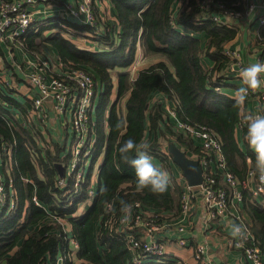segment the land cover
Returning a JSON list of instances; mask_svg holds the SVG:
<instances>
[{
	"label": "trees",
	"instance_id": "obj_1",
	"mask_svg": "<svg viewBox=\"0 0 264 264\" xmlns=\"http://www.w3.org/2000/svg\"><path fill=\"white\" fill-rule=\"evenodd\" d=\"M110 2L117 14L120 34L115 41L113 26L106 23L100 37L88 35L98 42V51L79 48L64 34L67 26L87 33L93 27L63 18H57L55 23H37L28 30L24 41L28 49L35 51H41L42 44H46L65 65L86 69L96 81L98 91L101 89L93 106L95 119L92 108L88 120L93 161L101 158L98 185L92 202L82 213L74 215L77 205L87 196L91 170L73 203L63 208L67 202L63 190L56 185L55 163L63 161L60 154L67 142L51 147L41 145L28 121L20 124L11 118V106L17 104L13 94H0V156L9 168L3 178L5 183L12 181L16 193V209L11 213L0 211V264H47L49 260L54 264L63 234L61 225L51 221L49 212L70 224V234L79 242L77 258L92 264H134L124 237L111 230L106 220L111 215H121L125 205L135 202L157 211L161 221L178 218L182 187L172 173V156L168 148L162 150L160 140L170 138L168 146L174 143L193 154H200L201 149L194 146L191 136L174 128L164 100L181 121L203 125L220 139L226 167L241 183V211L248 215L246 223L264 257V207L255 202L249 187L259 174L256 155L249 146L242 150L236 138L244 102L214 89L223 85L225 67L230 62L224 49L240 30L236 23L227 27L210 15L220 4L244 13L249 0H181L180 7L176 0ZM55 26L59 29L50 30ZM258 31L264 37V25ZM139 52L144 60L157 59L138 69L132 78L129 68ZM204 57L212 61L211 69L204 65ZM156 94L162 98L152 101ZM166 118L172 125L166 124ZM242 131L245 137L246 126ZM68 137L67 133L65 138ZM129 137L137 143H147L151 160L159 163L152 161L153 165L167 171L169 183L165 192L154 193L147 187L137 189L134 168L122 159L119 151ZM251 169L253 177H249ZM226 189L230 191L229 187ZM33 196L45 208L36 205Z\"/></svg>",
	"mask_w": 264,
	"mask_h": 264
},
{
	"label": "built area",
	"instance_id": "obj_2",
	"mask_svg": "<svg viewBox=\"0 0 264 264\" xmlns=\"http://www.w3.org/2000/svg\"><path fill=\"white\" fill-rule=\"evenodd\" d=\"M93 1L66 0L62 1L61 5L64 7L67 16L82 25L94 28L92 32L85 33L87 37L89 35L98 38L104 30V25L99 24L96 20V16L92 11ZM53 2L55 0H0V48H3V50H0V94H8L10 89L15 88L14 79L12 81L8 77L11 70L6 67V61H4V57L10 56L9 59L13 66L20 71L24 70L27 84L36 92L30 100V115H37L41 122H44L48 118V108H50L55 117L60 118L63 116V119L65 118L67 127L65 131L69 133V138L72 135L73 137L70 138L71 141L68 147H65V153L60 154L63 159L60 162L63 166V176L58 174L56 182V185L63 190V196L65 198L66 195L71 197L67 198V203L63 206L65 208L70 206L75 197L78 196L80 187L85 181L86 173L91 170L92 176L93 173L99 171L101 158L99 156L93 161V138L88 135V120L89 113L101 89L98 91L96 81L86 69L67 66L54 55V58L51 59V56L43 49L35 51L27 48L24 41L28 30L40 23L35 19L31 9L34 10L40 4L50 6ZM180 3L181 0H176L177 7H180ZM254 3L249 0L244 13L228 9L220 4L217 11L210 16L218 23L231 27L233 25L232 20H236L235 22L238 23L239 19L247 18L251 14L253 17L255 13L254 17L259 24L258 27H260L264 25V14L259 13L260 11L256 12V10L257 7H259V10H264V0H260L259 4ZM237 26L239 25L237 24ZM256 35L261 41H264V37L260 36L258 32ZM91 40V50L98 51V42L92 38ZM16 47L20 48L23 54L28 55L25 62L26 70L14 60V48ZM236 49L238 48L226 47L224 49V54L230 59L225 67V76L234 74L242 78L240 71L246 66L242 63L240 51ZM142 60L145 62L142 57L136 58L129 68L132 78L136 72V64ZM150 60H153V57ZM214 89L220 91V87L216 86ZM250 96L257 98V108L255 110H245L241 114L236 131H241L246 126L245 121L249 114L264 112V88L261 90L249 89L247 97ZM168 106L166 110L168 116L174 122V128L191 136L194 146L201 148L200 154L185 151L190 158L198 161L202 181L199 185L192 187L188 185L182 175L184 180L180 182L182 187L180 196L181 212L178 218L175 219V229L179 233L176 239L177 245L181 248L190 246L182 233L194 227V208L198 204V198L199 200L201 198L205 207L204 225L208 227L212 220L223 216L231 219L232 226L239 225L241 232L227 237L226 245L241 251L244 264H264L261 249L256 244L244 216L239 213V209H241V183L226 167L220 139L203 125H187L178 118L173 108ZM69 129L70 131H68ZM247 160L250 161L249 158ZM87 165L88 169L86 170ZM8 172L9 168L6 170V173ZM253 175L254 170L251 169L249 177H253ZM0 179V208L6 213H11L16 209L15 189H13L10 179L7 183L4 182L3 174H0ZM70 183L71 185H69ZM218 183H221L222 186ZM68 185L69 188H67ZM226 187H229V192ZM249 187L255 202L264 207V173L259 171L256 181H252ZM87 188V196L82 204L77 205L75 216L82 213L84 206L90 204L95 196L96 186L91 177ZM198 194L201 197H198ZM32 200L36 205L45 208L34 196ZM134 207H137L138 210L134 211ZM108 208H110L109 205ZM158 215L160 214L157 211L143 208L139 202H135L128 205L121 215L117 217L111 215L106 220V224L111 230L120 233L124 237L134 264H145L150 261L163 263L168 259L177 260L176 255L167 250L164 243L160 241L161 238L155 236L156 231L160 232L171 224L168 220H159ZM49 217L52 222L61 225L63 234V244L58 245L54 264H87L86 260L80 258V261L76 262L79 242L70 234V224L51 212H49ZM134 234L141 237L137 238ZM192 257L197 264H211L207 246L203 242H198L193 246Z\"/></svg>",
	"mask_w": 264,
	"mask_h": 264
},
{
	"label": "crops",
	"instance_id": "obj_3",
	"mask_svg": "<svg viewBox=\"0 0 264 264\" xmlns=\"http://www.w3.org/2000/svg\"><path fill=\"white\" fill-rule=\"evenodd\" d=\"M62 1L66 0H55V2H53L50 6L40 4L34 10L31 9V11H33L35 19L40 23H44L47 20L53 21V23H55V20H58L57 18H63L67 21L78 23V21L72 19L70 16H67V14H65L64 7H62L61 5ZM250 1L258 4L260 2V0ZM92 10L98 16L110 15V17L112 16L113 18V15H116V11L112 6L110 0H94L92 4ZM256 12L264 14V10H259V7H257ZM254 15L255 13L253 14V17L251 14L247 18L239 19L238 23L235 22L236 20H232L233 24L236 23L239 25L240 32L232 41L227 44L229 48H241V59L242 63L245 66H248L249 64L255 63L257 61H264V56H261L260 54H264V42L261 43L257 41L256 33H259V27L257 25L258 22L256 21ZM115 20H117V18H115ZM57 29H59V27L55 26L50 30L55 31ZM64 30L73 33L70 39L75 43L76 46H78L79 48L91 50L90 46L92 44V40L87 37V35L85 34L87 33L86 31L77 32L73 29L72 31L68 29V26L64 28ZM45 32H49V30ZM45 46L46 44L43 43L42 48ZM47 49L50 48L47 47ZM0 50H3V48H0ZM52 53L55 56V53L53 51ZM27 57L28 55L23 54L20 48H14V60L16 63L19 64V66H22L25 70V62ZM9 58L10 56L4 57V61H6V67L10 68L11 70V73L8 74V77L12 81L14 79L15 82V88L10 89V93L13 94V98L17 101V104H13L11 106V118L20 124L24 123L25 121H28V126H30L32 130L36 132L40 144L45 142V138L50 141L51 145L63 143L64 141L68 142L69 137L65 138L67 134V131L65 130L67 127L65 124V120H63V116L60 118L55 117L50 108H48V118L44 122H41L39 117H36V115H30V100L36 92L27 84L24 77V70L20 71L16 67H14L13 63ZM203 63L209 69H211V67L213 66L212 61L207 57H204ZM148 64L149 63H147V60H145V62L143 60L139 61L136 64V72L138 69L143 68ZM116 71H120V69H116ZM243 85L244 82L242 78L232 74L230 76H225L223 85L220 87V91L231 98H237V89L243 87ZM261 89L262 88L258 90ZM160 98L162 97L156 94L153 96L152 101ZM243 102L244 111L255 110L257 108L258 100L256 97H247ZM163 103L165 102L163 101ZM163 105L166 108L169 104L165 103ZM68 131H70V129ZM236 133V138L240 148L242 150H245L246 146L249 145L247 143V140L243 136V131H236ZM51 145L48 144V147H51ZM158 164L159 163L157 162V165ZM175 167L182 174L181 169L172 161L171 169L175 177H178L175 171ZM5 169H7V167L5 166L3 158L0 156V174H3L5 172ZM97 175L98 172L93 173L91 176V180L94 181L96 187L98 185ZM182 180H184V178H182ZM197 202L198 204H196L193 214L195 221L194 227L191 229H187L185 232L182 233V236L185 237L187 244L190 245L188 248H181L176 243V239L179 236V233L175 229V219L170 221L171 224L169 227L162 229L160 232H155V236L157 238H161L160 241L164 243L167 250L172 251V253L176 255L177 260L175 261V264H197L194 261L192 254L193 246L198 242H203L204 244H206L207 253L210 257L211 264H244L241 251L239 249L226 245V240L228 239L227 237L233 235V226L231 219L226 218L224 216L221 218H216L215 220H212L210 222V225L208 227H206L204 225V218L200 220V216L202 213L204 214L203 217H205V207L203 205V202L201 201V198L200 200L198 198ZM239 213H242L244 218L248 217V215L243 209L242 211L241 209H239ZM78 261H80V259L76 258V262ZM87 264L92 263L87 262Z\"/></svg>",
	"mask_w": 264,
	"mask_h": 264
},
{
	"label": "clouds",
	"instance_id": "obj_4",
	"mask_svg": "<svg viewBox=\"0 0 264 264\" xmlns=\"http://www.w3.org/2000/svg\"><path fill=\"white\" fill-rule=\"evenodd\" d=\"M240 76L245 86L237 89V99L243 102L248 96L249 89L264 88V61H257L242 68ZM245 123V139L256 155L258 170L264 173V112L249 114ZM148 147L147 143H137L133 138L129 137L120 145L119 151L122 159L129 162L134 168L138 190L147 187L154 193H163L167 189L169 175L167 171L153 165L147 151ZM133 152L135 156L131 155ZM125 207L127 206L125 205ZM240 232L241 227L233 225V235Z\"/></svg>",
	"mask_w": 264,
	"mask_h": 264
},
{
	"label": "rangeland",
	"instance_id": "obj_5",
	"mask_svg": "<svg viewBox=\"0 0 264 264\" xmlns=\"http://www.w3.org/2000/svg\"><path fill=\"white\" fill-rule=\"evenodd\" d=\"M177 8V7H176ZM93 11V10H92ZM94 14H95V16H96V20H97V22L99 23V24H101V25H106V23L107 24H109V25H111V26H113V36H114V40L115 41H118V36H119V34H120V26H119V22H118V19L117 20H115V18H117V14L116 15H113V18H112V16L110 17V15L108 16V15H97L95 12H93ZM251 19V18H250ZM115 20V21H114ZM257 25H259L258 23H257ZM47 33V32H46ZM47 54H49L50 56H51V59H53L54 58V56H53V53H52V51L51 50H49V49H47V47L45 46V47H43L42 48ZM236 50H239L240 52H241V48H238V49H236ZM263 51H264V49H263ZM261 54V56H264V54L263 53H260ZM139 57H142V55H141V53L139 52L138 54H137V56H136V58H139ZM156 59H157V57H154L153 58V60H150V58L147 60V63H154V62H156ZM136 73V72H135ZM134 73V74H135ZM97 102H98V98L96 99V101H95V104L94 105H96L97 104ZM165 104V103H164ZM168 106V105H167ZM168 107H170V106H168ZM92 116H93V118L95 119V116H96V113H95V111H94V107H93V111H92ZM36 117H38L37 115H36ZM93 119V120H94ZM63 120H65V118L63 119ZM31 121V120H30ZM165 122H166V124H170V123H172V122H170L169 121V119H165ZM42 124V123H41ZM43 125V124H42ZM170 125H172V124H170ZM166 136H169L167 133H166ZM71 138V137H70ZM69 138V142H68V144H67V147H68V145L70 144V141H71V139ZM169 138V137H168ZM169 142H172V140L169 138V141L168 140H166V137H164V138H162L161 140H160V143H161V148H162V150H166L167 151V148H168V143ZM48 144H50L51 145V143H50V141L49 140H47V138H45V142H44V145H47L48 146ZM177 145V144H176ZM178 146V145H177ZM181 150H184V149H182L180 146H178ZM184 151H186V150H184ZM62 154H64L65 153V151H62L61 152ZM8 155H9V153H8ZM152 161H154L156 164H157V160H152ZM85 169L87 170L88 169V165L85 167ZM175 171H176V174H177V176L178 177H174L175 178V180L176 181H178L179 182V184H180V182L182 181V174H181V172L175 167ZM172 173H173V171H172ZM181 174V175H180ZM173 176H175L174 175V173H173ZM67 198H71V197H68L67 195H66V200H67ZM83 202V201H82ZM82 202L81 203H79V204H82ZM83 205H84V203H83ZM80 206V205H79ZM0 211H1V208H0ZM67 221V220H66ZM65 221V222H66ZM66 223H68V222H66ZM69 224V223H68ZM154 262H156V261H154ZM47 264H52V261L51 260H49L48 262H47Z\"/></svg>",
	"mask_w": 264,
	"mask_h": 264
},
{
	"label": "water",
	"instance_id": "obj_6",
	"mask_svg": "<svg viewBox=\"0 0 264 264\" xmlns=\"http://www.w3.org/2000/svg\"><path fill=\"white\" fill-rule=\"evenodd\" d=\"M168 151L172 156V161L181 169L182 175L186 179L189 186H197L202 181L201 168L196 159L190 158L188 154L181 150L176 144L171 143L168 146ZM55 167L59 176H63V166L60 162L55 163ZM197 196L201 197L200 194ZM204 214L200 216L202 220Z\"/></svg>",
	"mask_w": 264,
	"mask_h": 264
},
{
	"label": "bare ground",
	"instance_id": "obj_7",
	"mask_svg": "<svg viewBox=\"0 0 264 264\" xmlns=\"http://www.w3.org/2000/svg\"><path fill=\"white\" fill-rule=\"evenodd\" d=\"M68 29H69V28H68ZM69 30H72V29H69ZM65 31H66V30H65ZM72 31H73V30H72ZM64 34H65L66 37H70V38L72 37L71 35H73L72 32L70 33V32H68V31H66Z\"/></svg>",
	"mask_w": 264,
	"mask_h": 264
}]
</instances>
